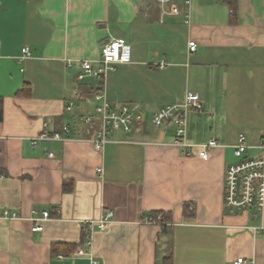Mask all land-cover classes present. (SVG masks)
I'll return each mask as SVG.
<instances>
[{
  "label": "crops",
  "instance_id": "crops-1",
  "mask_svg": "<svg viewBox=\"0 0 264 264\" xmlns=\"http://www.w3.org/2000/svg\"><path fill=\"white\" fill-rule=\"evenodd\" d=\"M183 3L0 0V264H93L87 252L96 264H264V210L223 202L239 134L256 145L253 129L259 140L264 130V0ZM114 40L129 60L78 79L80 62ZM96 92L135 108L131 130L109 132L102 149L97 118L83 120ZM187 92L201 107L186 110V141L218 142L207 160L172 145L174 124L144 120ZM52 133L63 139L31 144ZM107 211L113 219L88 249L82 222ZM156 213L168 224L144 223Z\"/></svg>",
  "mask_w": 264,
  "mask_h": 264
},
{
  "label": "built area",
  "instance_id": "built-area-1",
  "mask_svg": "<svg viewBox=\"0 0 264 264\" xmlns=\"http://www.w3.org/2000/svg\"><path fill=\"white\" fill-rule=\"evenodd\" d=\"M159 4H166L174 0H155ZM186 6H189L191 0H183ZM172 15H177L179 11L172 6ZM185 23L189 22V14L184 15ZM196 50V43L194 41L188 42V52H194ZM23 53L29 55L28 49L24 48ZM129 60V47L126 44H122L119 41H111L105 43L101 48V54L96 62L89 60H82L80 62L81 72L77 75L78 79L85 77H102L107 71L115 69L117 63L127 62ZM95 64V65H94ZM71 63L68 62V66ZM100 86L99 89H101ZM94 100L97 102L94 108V115H86L83 120L86 124L98 121V127L95 131L93 143L96 149H102L104 144L108 141L107 134L113 130H120L128 132L133 125L135 114L134 107H130L126 104H120L112 107L109 101L106 99L103 92H96L94 94ZM72 103L66 106L67 110H70ZM200 109L199 97L194 92H187L182 103H175L166 105L163 108L155 112L151 117V123L153 127L157 128L166 124H174L175 133L172 145L176 146L182 154L189 155L190 147H198V157L202 160H207L210 156V152L218 146L216 140H209L206 143L199 145H193L186 141V110L189 108ZM63 131L67 132L68 128L63 127ZM58 133L41 134L34 137L31 141L32 145H37L39 141H49L56 139H63ZM234 155L239 160L229 165L225 170L224 176V190H223V202L230 211L242 209V208H254L256 210L255 215H261L264 210V130L262 136L256 145H250L247 143V138L244 134H239L237 143L233 145ZM48 156H52V152H47ZM101 169L99 168L98 171ZM4 218H17L15 213L8 211L3 212ZM47 211H42L40 216L33 218L35 221L31 230L34 232L41 231L43 229L42 222L49 218ZM113 212L107 211L97 219L84 220L82 222V231L85 244L88 249L92 245L93 232L97 230H103L112 221ZM146 224H159L166 225L163 214H149L144 218ZM257 228H254L256 230ZM78 253H82L79 251ZM93 264L97 261L93 259L91 253L87 252ZM244 258H236L232 264H245Z\"/></svg>",
  "mask_w": 264,
  "mask_h": 264
},
{
  "label": "rangeland",
  "instance_id": "rangeland-1",
  "mask_svg": "<svg viewBox=\"0 0 264 264\" xmlns=\"http://www.w3.org/2000/svg\"><path fill=\"white\" fill-rule=\"evenodd\" d=\"M157 2V1H156ZM173 1H171V2H169V3H172ZM184 4V3H183ZM185 5V4H184ZM177 10L179 9L177 6H176V4H175V6H174ZM172 8V7H171ZM170 8V9H171ZM179 11V10H178ZM92 99V98H91ZM94 100V99H93ZM93 100L91 101V102H93ZM92 105V104H91ZM151 117L152 116H146L145 117V121L148 123V124H150L151 126H152V123H151ZM253 134H256V136L255 137H252L251 139L252 140H249L250 142H251V144H257L258 142H259V139H258V135H259V128L257 127V128H254L253 129Z\"/></svg>",
  "mask_w": 264,
  "mask_h": 264
},
{
  "label": "water",
  "instance_id": "water-1",
  "mask_svg": "<svg viewBox=\"0 0 264 264\" xmlns=\"http://www.w3.org/2000/svg\"><path fill=\"white\" fill-rule=\"evenodd\" d=\"M143 126H144V128H145V126H146V122L143 123Z\"/></svg>",
  "mask_w": 264,
  "mask_h": 264
},
{
  "label": "trees",
  "instance_id": "trees-1",
  "mask_svg": "<svg viewBox=\"0 0 264 264\" xmlns=\"http://www.w3.org/2000/svg\"><path fill=\"white\" fill-rule=\"evenodd\" d=\"M0 118H1V110H0Z\"/></svg>",
  "mask_w": 264,
  "mask_h": 264
}]
</instances>
